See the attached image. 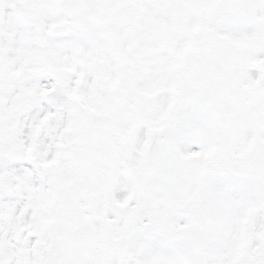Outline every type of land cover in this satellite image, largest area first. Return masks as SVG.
I'll list each match as a JSON object with an SVG mask.
<instances>
[{
  "label": "snow or ice",
  "instance_id": "snow-or-ice-1",
  "mask_svg": "<svg viewBox=\"0 0 264 264\" xmlns=\"http://www.w3.org/2000/svg\"><path fill=\"white\" fill-rule=\"evenodd\" d=\"M0 264H264V0H0Z\"/></svg>",
  "mask_w": 264,
  "mask_h": 264
}]
</instances>
